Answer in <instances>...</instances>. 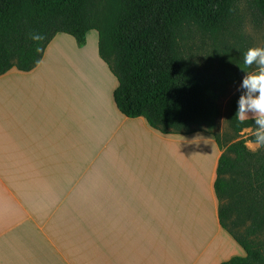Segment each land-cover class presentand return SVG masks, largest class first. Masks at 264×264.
Here are the masks:
<instances>
[{
	"label": "crops",
	"instance_id": "obj_1",
	"mask_svg": "<svg viewBox=\"0 0 264 264\" xmlns=\"http://www.w3.org/2000/svg\"><path fill=\"white\" fill-rule=\"evenodd\" d=\"M116 86L95 29L81 45L57 32L35 67L0 75V264H219L245 255L218 221L213 136L161 133L124 115ZM182 145L199 175L172 177L171 149Z\"/></svg>",
	"mask_w": 264,
	"mask_h": 264
},
{
	"label": "trees",
	"instance_id": "obj_2",
	"mask_svg": "<svg viewBox=\"0 0 264 264\" xmlns=\"http://www.w3.org/2000/svg\"><path fill=\"white\" fill-rule=\"evenodd\" d=\"M237 0H0V75L37 65L57 32L77 44L89 29L97 32V51L117 80L113 99L128 117L142 116L161 133L211 134L221 149L213 190L219 224L244 249L219 264H264V145L252 151L239 138L223 144L217 133V96L223 85L185 55V30L214 36L234 21ZM256 21L264 22V0H248ZM29 33L42 39L31 40ZM261 45H264V37ZM241 63V61H239ZM241 92L226 114L234 133L255 129L254 120L236 116ZM248 139L255 142L254 133ZM249 223L237 235L233 228Z\"/></svg>",
	"mask_w": 264,
	"mask_h": 264
},
{
	"label": "rangeland",
	"instance_id": "obj_3",
	"mask_svg": "<svg viewBox=\"0 0 264 264\" xmlns=\"http://www.w3.org/2000/svg\"><path fill=\"white\" fill-rule=\"evenodd\" d=\"M234 16V21L228 25L224 32L211 37L194 29L185 30V35L179 42L180 48L185 55L195 60L197 66L206 70L213 78L215 84L223 85V91H219L216 103L218 109V127L216 131L219 134L221 142L227 144L232 140L243 138L245 139L246 147L255 151L260 145L248 139L255 129L244 127L237 133H234L228 126L226 114L230 98L236 93L241 92L238 86L243 75L255 69V65L249 66L243 63V54L249 47L262 44L264 22L256 21L248 5V0H237ZM191 151L192 147L189 145H182L181 147L171 149V154L174 152L173 165L176 169L175 175L173 174L172 177H188L189 173L200 174V166L190 156ZM203 154H205L206 159L210 158L206 151ZM183 158L191 159L193 161L192 167L184 165L182 162ZM172 161L173 159H170V162ZM248 223L249 219L243 218V223L233 228V231L237 235H241ZM256 239L264 244V232L258 234Z\"/></svg>",
	"mask_w": 264,
	"mask_h": 264
},
{
	"label": "clouds",
	"instance_id": "obj_4",
	"mask_svg": "<svg viewBox=\"0 0 264 264\" xmlns=\"http://www.w3.org/2000/svg\"><path fill=\"white\" fill-rule=\"evenodd\" d=\"M29 38L38 41L43 37L39 33H29ZM243 63L255 65V69L245 73L238 86L241 94L235 116L240 121L253 119L255 142L264 145V45L249 47L243 54Z\"/></svg>",
	"mask_w": 264,
	"mask_h": 264
},
{
	"label": "bare ground",
	"instance_id": "obj_5",
	"mask_svg": "<svg viewBox=\"0 0 264 264\" xmlns=\"http://www.w3.org/2000/svg\"><path fill=\"white\" fill-rule=\"evenodd\" d=\"M173 157V156H172ZM173 164H174V157H173ZM175 172H176V169L174 168V165H173V174L175 175Z\"/></svg>",
	"mask_w": 264,
	"mask_h": 264
}]
</instances>
